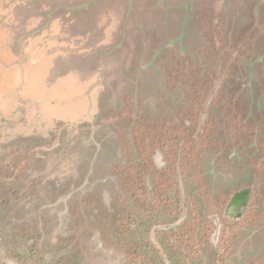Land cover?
Segmentation results:
<instances>
[{
	"label": "rangeland",
	"instance_id": "1",
	"mask_svg": "<svg viewBox=\"0 0 264 264\" xmlns=\"http://www.w3.org/2000/svg\"><path fill=\"white\" fill-rule=\"evenodd\" d=\"M226 5L223 8L228 11ZM14 6L0 3V9L13 10ZM25 13L16 11L18 16L12 19L0 12V164L11 168L12 162L20 159L23 165L7 179H0V201L7 202H0V264H55L68 252L75 253L72 264H129L123 249L104 244L101 237L113 219L105 207L109 210L112 206L116 189L115 177L108 175V169L120 159L114 126L125 123V118L117 115L124 109L125 116V104L135 103V97L150 118L152 103L160 104V95L168 99L163 88L164 65L173 54L164 50L159 66L139 67V57L148 52L136 41L130 43L141 31L128 25L123 45L105 46L97 52L89 37L84 41L88 50L73 53L61 47L67 46L61 42L63 36L67 39V30L59 34V42L50 30L29 35L27 26L21 25ZM222 13L227 19L228 12ZM212 15L213 11L206 12L204 29ZM250 18L232 22L237 28L232 42L244 38L242 49L247 50L254 30ZM260 19L263 23L262 14ZM28 21L29 30H35L37 19ZM190 26L188 23L187 29ZM222 33L226 36L225 30ZM249 54L253 59L256 56ZM237 70L231 65L229 77L220 83L226 91L224 103L211 110L218 122L219 146L215 142L214 149L222 151L204 156L206 170L212 175L226 155L230 156L229 145L237 139L241 142L236 144V152L242 147L247 152L255 149L253 128L264 116V62L255 63V74L248 80L243 69L237 79ZM195 159L189 165L191 172L196 171L195 163L203 162L200 157L194 163ZM253 160L254 171L263 172L252 200L259 207L264 204V157ZM233 163L231 172L212 177L217 183H211L212 200L217 192L227 193L251 182L252 168L240 169L243 162ZM262 222L255 223L257 228L251 234L249 229L238 233L229 255L231 262L244 264L242 256L246 264L264 259Z\"/></svg>",
	"mask_w": 264,
	"mask_h": 264
},
{
	"label": "flooded vegetation",
	"instance_id": "2",
	"mask_svg": "<svg viewBox=\"0 0 264 264\" xmlns=\"http://www.w3.org/2000/svg\"><path fill=\"white\" fill-rule=\"evenodd\" d=\"M220 2V8L213 13L204 31L203 42L198 50L183 53L179 56L175 55V52H171L173 57L164 65V72L167 76L163 88L165 87L164 92L168 96V99L160 95L158 98V101L161 102L160 104L152 101L153 117L150 118L141 111L142 102L135 97L136 102L129 103L134 104V106L125 104V110H127L125 116H123V113H125L123 112L124 109L117 115L119 118H125V123L119 127L114 126L116 147L120 159L119 161H113L108 169V175L115 177L116 189L113 192L112 206L109 207V210L105 207V212H108L113 219L122 218L121 224L123 226L130 219L136 220L137 217L135 215L143 207H145L144 210H151L155 219H159V221H154L147 238L153 243L155 249H159V253L164 257L165 264H170V262L162 253L160 242L166 241V243L175 244L176 240H179L181 244L178 243L181 248L183 247V252L186 253L187 249H190L191 246L183 242L190 241L189 233L191 232L195 233V236H191L194 238V242H196L198 255L203 256L205 252L203 249L207 248V251H211L213 254L215 264H236L237 261L231 262L233 260L229 258V255L230 253L232 254V247L238 237V233L249 229V233L251 234L257 228L255 223L264 221V207L262 206L264 204H260L258 207L259 203L252 202L255 184L259 186L263 177V172L256 173L254 171L256 165L253 159L264 157V116L259 123H256V127L253 128L255 135L252 146L255 149L247 152L239 145L242 148L239 152H236V144L241 142V140L237 139L235 143L229 145L227 153L230 156L226 155L227 158L223 161L222 165L217 166L219 168L216 170V173H213L214 176L210 170H206L207 166L204 158L207 155L206 153L222 152L221 148H219L220 151L214 149L215 142L217 145L219 144V140L216 137L218 122L211 111L217 105L224 103L225 100V87L221 86L220 83L229 77L228 70L231 69V65L235 64L238 67L236 78L239 79L241 77L239 75L241 69L248 73L249 60L264 62V50L260 52L253 46L254 38L252 37V32H250L248 37V50L242 49L246 43L244 38L239 39L235 43L232 42V37L236 33V27L232 22H235L239 18L241 19V23H243L247 18L251 17L250 20L255 25L257 22L256 16L261 14L257 13V4L250 2L246 7L247 9H244L245 11L243 10V12L238 6V9H236L238 10L236 19L233 20L231 17L225 19V15L222 16L224 14L222 13L223 11L225 13L228 11H225L223 8V6L225 7V0H220ZM262 5L264 6V3ZM228 26L229 28H227ZM222 30H225L226 36L222 35ZM231 30L233 33L229 37L227 36V32ZM238 31L240 32V30ZM248 51H250L251 56L253 54L256 55L254 59L250 58ZM181 63H184L187 68L190 65L193 68H199L202 80L206 77L210 78V85L205 94L200 91L199 93L190 87V84L186 83L185 77L176 75V68ZM251 77L249 75L246 79H251ZM221 89H223L222 93ZM162 115H168L169 120L166 122L167 126H151L150 135L153 139V147L147 148L146 152V148H143V146V149H138L139 146H136L134 136L143 133L142 130H144L143 125L145 123H141V120L146 118L155 124V121L162 118ZM184 115H190V118H184ZM180 117L183 118L184 122L179 120ZM157 127L160 128L158 129ZM163 130L164 132L166 131V137L161 136ZM167 139H173L174 141L172 140L171 142ZM188 140L190 141L189 144L185 145ZM168 143H177L176 173L174 174L170 169L171 167H169L174 162V159L171 157L172 153H170L173 150H168L167 148ZM189 146L190 153L188 152ZM142 151L145 154L149 153L151 159L147 163L149 167L147 172L141 167L140 154ZM231 151H233V157ZM185 154L191 156V159L196 158L194 163L200 157L203 161L200 164H194L196 167L193 168L196 171H192L191 174L180 169V160ZM232 160L244 163V165H239L240 169L251 167L253 170L252 180L249 184L240 185L237 189L227 193L220 194L217 192L215 199L212 200L211 192L213 189H211V183L214 181L213 183L217 185L216 180L212 179V177L226 175L231 172L235 166ZM262 166H264V163ZM141 182H143V188L141 187ZM187 182L189 186L188 184L186 185ZM159 191L162 194L158 193ZM159 194L161 195L158 196ZM188 197L194 201L188 203ZM177 198L180 199V206H177V209L180 207L178 218L170 222L161 223L160 219L163 216L165 218L172 215V209L178 202ZM158 200H160L161 206L159 210L156 208ZM131 209L134 210L133 214H129ZM157 214H160V217ZM205 214L208 216L207 220L203 217ZM189 215L193 217L192 223L196 222L195 226L198 229L193 226L195 229L190 230L189 226L187 227L186 221ZM215 217H217V222L219 223L217 236L213 235L217 228ZM112 220L108 222H112ZM131 225H134L133 221ZM181 225L183 226L181 231L175 230L176 235L172 236L173 232L169 230L172 228L177 229ZM163 230H168L169 232L163 234ZM225 231H228L227 235ZM178 232L181 235H177ZM200 233L203 234L202 237L199 235ZM125 239H127L126 235L123 237V240ZM235 258L237 259V257ZM240 260L246 264L247 259L244 256ZM259 264H264V259Z\"/></svg>",
	"mask_w": 264,
	"mask_h": 264
},
{
	"label": "crops",
	"instance_id": "3",
	"mask_svg": "<svg viewBox=\"0 0 264 264\" xmlns=\"http://www.w3.org/2000/svg\"><path fill=\"white\" fill-rule=\"evenodd\" d=\"M252 2L257 4V13H261L264 16V6L262 5L264 3V0H251V3ZM212 5L214 13L220 8L221 2L220 0H215ZM157 6L158 4L151 0H131L130 2L125 0H90L87 2V5H85L78 11L74 10L72 12H69V30L67 31L66 35L67 39H65L64 36L61 39V42H67V46H63L64 44H61V47H63L64 50L66 49L73 53H76V51H87L89 46L85 45L84 41L89 37L93 38V45L91 46L93 47V50H96L97 52H102L105 46H111V48L114 46H121L125 41V32L122 29L121 20L125 16V10L128 9V14L131 15V17H136V15L138 14H144L148 15L150 19L147 29L141 32L137 37H132L130 40V43L136 41L137 43L141 44V46L145 47L143 51L148 52L149 60L147 62H141V58L139 57V67H146L151 65L159 66L160 58H158V52H160V50L162 49L166 50V54L171 52L183 54L187 52H195L196 50H198L204 38V22L203 28L198 29V31L195 33L196 36L194 38L188 37L189 32H185V29L182 30V28L180 27V25H183L181 24V21L185 17L183 15L184 11L180 14L175 12L173 13V16L171 15V18L177 22L175 23L176 25L174 24L169 27H164V29H158L156 25L157 22H155ZM226 7L228 8V13L231 11L232 16L234 15V17H232L229 13L227 15L228 19L231 17V19L235 20L238 11L236 10L237 6H235V1L227 3ZM160 18L161 17H159V19ZM256 18L257 22L254 25V30L252 31V37L254 38L253 46L256 48V50L258 49L260 52H262L264 50V22H261L260 15H257ZM80 19L85 20L84 27H82V22H78V20ZM195 19L197 22L203 21L202 18L200 19L198 15H195ZM227 28H229V26ZM60 33L61 35H63L62 29L57 30L56 32L58 40ZM232 33V30L228 31L227 36L231 37ZM101 45H103L102 49H100ZM255 63L256 62L249 60V69L248 73L246 74L247 77L249 75L250 77H253V75L255 74ZM250 82L251 81L249 80V88Z\"/></svg>",
	"mask_w": 264,
	"mask_h": 264
},
{
	"label": "trees",
	"instance_id": "4",
	"mask_svg": "<svg viewBox=\"0 0 264 264\" xmlns=\"http://www.w3.org/2000/svg\"><path fill=\"white\" fill-rule=\"evenodd\" d=\"M176 75L178 76H183L185 77L186 83L190 84V87L194 88L198 92H203V94L206 93L207 88L210 85V78H205L202 80L200 73H199V68H193L192 65H190L189 68L185 67L184 63L179 64L178 68H176ZM203 84V85H200ZM223 89H221L222 93ZM199 92V93H200ZM200 95V94H199ZM162 118H159L158 121H155V124L153 122H150L148 119L143 118L141 120V123H145L143 133L134 136V142L136 143V146H139L138 149L146 148L145 152L147 151V148L153 147V139L152 136L150 135V132L152 130L151 126H167L166 122L169 120L168 115H162ZM184 118H190V115H184ZM181 122H184L183 118L180 117L179 119ZM160 127H157L158 129ZM166 132V131H165ZM164 130L163 134L161 135L162 137H166ZM168 141H171L170 139H167ZM174 141V140H173ZM189 140L186 141L185 145L189 144ZM176 144L177 143H168V150L172 149L173 151H169L172 153L171 157H173V163L172 165H169L171 167V171H173V174L175 172V162L177 160V154H176ZM175 146V147H174ZM142 148V149H143ZM188 152L190 153V146L188 147ZM141 152L140 154V159H141V164H142V169L147 172L148 167V161H151L149 153ZM149 159V160H148ZM13 166L9 168V165L7 164H0V179H7L16 169L21 170L23 165L21 164L20 159L14 160L12 162ZM189 165H191V156H188L187 154L183 155L180 160V169L185 171L186 173H190L191 171L189 169ZM190 171V172H189ZM174 180V179H173ZM171 181V179H169ZM177 182V180L175 179ZM191 181V180H190ZM189 182V181H188ZM186 183V185L189 183ZM186 186V187H188ZM141 187L143 188V182H141ZM189 188V187H188ZM190 189V188H189ZM158 193H161L159 191ZM162 194V193H161ZM159 194L158 196H160ZM191 196V195H190ZM189 198V197H188ZM160 199V198H159ZM178 202L176 203V206L173 207L172 209V215L169 217L164 216L160 219L161 223L165 222H170L172 220H175L178 218V214L180 213V207L177 209V206H180V199H176ZM160 200H158L156 208L159 210L160 206ZM194 200L188 199V203L192 202ZM1 203H7L4 199H1ZM137 204V203H135ZM145 207L142 208L140 212L135 213L137 217L136 220L130 219L127 221V223L123 224L122 226V218H116L113 219L112 222H109V225L106 226L102 231H101V237L104 242V244L112 245L115 247V249H123L126 258L128 259V262L130 264H165L164 262V257L159 253V249H155L153 247V243L147 238L148 232L150 231L152 224L154 221H159L155 219L154 214H152L151 210L148 211L144 210ZM153 210V209H152ZM133 209L129 211V214H133ZM164 212V211H163ZM164 214V213H163ZM158 217H160V214H157ZM133 216V217H135ZM204 219L207 220L208 216L205 214L203 215ZM132 218V217H131ZM190 218V219H189ZM193 217L191 215L188 216V219L186 221L187 227L190 228V230H193L195 228L198 229L196 225V222H193ZM133 221L134 225H131V222ZM193 226L195 228H193ZM181 228L183 226H178L177 229L172 228L171 232H173L172 236L176 235L175 230L181 231ZM168 230H163V234H167L169 232ZM178 232L177 235H181V233ZM190 234V241H182L184 244H189L191 246L190 249H187L186 253L183 252V247L181 248L179 240H176L175 244L171 243H166V241L160 242L161 245V251L167 258V260L170 262V264H215V258L211 251H207V248H204L203 250L205 251L203 256L198 255L197 253V246L196 242H194V238L191 236H195L193 232L189 233ZM124 235L127 236V239L123 240ZM202 237V233L199 234ZM62 240V239H61ZM180 244H179V243ZM183 244V245H184ZM125 247V248H122ZM175 246V247H174ZM186 246V245H184ZM74 254L75 253H69L64 254L63 256H60L56 259L55 264H72L71 262L74 260Z\"/></svg>",
	"mask_w": 264,
	"mask_h": 264
},
{
	"label": "water",
	"instance_id": "5",
	"mask_svg": "<svg viewBox=\"0 0 264 264\" xmlns=\"http://www.w3.org/2000/svg\"><path fill=\"white\" fill-rule=\"evenodd\" d=\"M87 2L90 0H86ZM85 0H0V3H15V6L13 7V10L9 9H0V12H5L6 14L10 15V18L14 19L18 14H16V11L26 12L25 15H22L23 21L21 25L27 26V32L30 35L34 31L37 35H43L46 34V31L56 33L57 30H61L63 33H66V30H69L68 25V14L69 12H72L74 10H79L83 8L85 5H87V2ZM111 1V0H110ZM130 2L131 0H125ZM153 2H156L158 4L157 11L155 14V18L157 22V28H163L169 27L171 25H174L177 23L171 18V15L173 16V13H182L185 16L183 20L181 21L183 25H180V27L185 29V32H189V36L191 38H194L196 35L195 33L198 31L199 28H203V22L205 19L206 12L213 11V3L215 0H151ZM231 1H235V6H238L240 10L243 12L244 9H247V5L251 2V0H225V3H230ZM239 2V3H238ZM234 4V3H233ZM126 9V8H125ZM245 11V10H244ZM229 14V13H228ZM226 14V15H228ZM124 18L122 21V29L125 32L127 25L131 26L133 28H136L138 31H145L147 29V26L150 22L149 16L144 14H138L136 17H131V15L128 14V9L125 10ZM195 15H198L199 18H202V22H197L195 19ZM14 16V17H13ZM158 16V17H157ZM159 17L163 19H159ZM35 18L37 19L36 23V29L35 30H29L28 26L29 19ZM78 22H82V27H84V19L78 20ZM14 23V22H13ZM17 25H20L18 22H16ZM188 23H191V26L189 29ZM176 25V24H175ZM178 25V24H177ZM202 26V27H201ZM125 34V33H124ZM57 35V34H56ZM186 38V37H185ZM58 40V37H57ZM123 45V44H122ZM165 49L160 50L158 52V58L160 57V53L164 51ZM166 51V50H165ZM85 52V51H83ZM141 58V59H140ZM139 59L141 62L148 61V53L147 55H141ZM161 58V57H160ZM147 67V66H146ZM216 224L217 228L214 231L213 235H218V227L219 223Z\"/></svg>",
	"mask_w": 264,
	"mask_h": 264
}]
</instances>
